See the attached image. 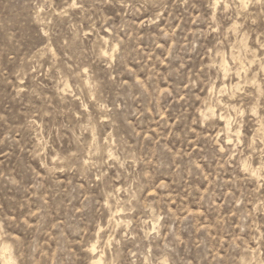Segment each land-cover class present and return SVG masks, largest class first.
I'll use <instances>...</instances> for the list:
<instances>
[{"label":"rangeland","instance_id":"obj_1","mask_svg":"<svg viewBox=\"0 0 264 264\" xmlns=\"http://www.w3.org/2000/svg\"><path fill=\"white\" fill-rule=\"evenodd\" d=\"M232 3L0 0V219L39 264L264 261V15Z\"/></svg>","mask_w":264,"mask_h":264},{"label":"clouds","instance_id":"obj_2","mask_svg":"<svg viewBox=\"0 0 264 264\" xmlns=\"http://www.w3.org/2000/svg\"><path fill=\"white\" fill-rule=\"evenodd\" d=\"M232 6L241 10L240 15H244V13L248 12L250 6L258 7V14L264 15V0H244L242 4L239 0H233ZM41 10H44V6H41ZM249 15H251V13H249ZM45 35H48V33H45ZM125 163H127V161H125ZM121 167H123V164H121ZM103 175L105 174L101 173V176ZM13 183H15V181H13ZM159 218L164 219L163 216H160ZM6 223V221L0 219V243H3L4 246L11 251V255L0 257V264H39V261L36 259L37 250L35 248H30L24 242L11 236L6 230ZM154 238L155 237H153V239ZM102 242L103 238L97 240L93 247L100 245ZM116 243H119V241H116ZM104 247L106 248L107 245H104ZM103 250L104 248L100 249V251ZM133 255H136V253L134 252ZM106 264H110V262H106ZM129 264H138V261H129ZM260 264H264V261H261Z\"/></svg>","mask_w":264,"mask_h":264},{"label":"bare ground","instance_id":"obj_3","mask_svg":"<svg viewBox=\"0 0 264 264\" xmlns=\"http://www.w3.org/2000/svg\"><path fill=\"white\" fill-rule=\"evenodd\" d=\"M241 1H242V0H241ZM223 65H224V64H223ZM221 66H222V65H221ZM225 67H226V66H225ZM225 67H224V68H225ZM224 68H223V69H224ZM224 70H225V69H224ZM224 70H223V71H224ZM238 75H239V74H238ZM223 117H224V116H223ZM222 119H223V118H222ZM225 123H226V121H225ZM223 124H224V123H223ZM226 129H227L228 132L230 131V127H229L227 124H226ZM231 132H233V131H231ZM229 133H230V132H229ZM233 133L235 134V131H234ZM235 136H236V135H235ZM231 137H232V136H231ZM253 169H254V168H253ZM249 170H250V169H249ZM256 171H257V170H256ZM252 174H253V173H252ZM257 176H258V175H257ZM255 177H256V176H255ZM5 248H6V247H4V249H5ZM89 249H90V248H89ZM6 250H7V249H5V251H6ZM90 251H91V250H90ZM5 253H6V252H5ZM7 254H8V253H7ZM5 255H6V254H4L3 256H5ZM93 256H94V255H93ZM0 257H1V256H0ZM98 257H99V256H98ZM100 257H101V256H100ZM96 259H97V258H96ZM99 261H100V260H99ZM96 263L99 264V262H97V261H96Z\"/></svg>","mask_w":264,"mask_h":264}]
</instances>
